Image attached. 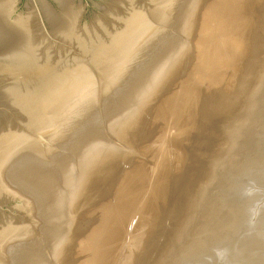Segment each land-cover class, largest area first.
Wrapping results in <instances>:
<instances>
[{
  "label": "water",
  "instance_id": "95a60500",
  "mask_svg": "<svg viewBox=\"0 0 264 264\" xmlns=\"http://www.w3.org/2000/svg\"><path fill=\"white\" fill-rule=\"evenodd\" d=\"M264 0H0V264H264Z\"/></svg>",
  "mask_w": 264,
  "mask_h": 264
},
{
  "label": "clouds",
  "instance_id": "9594fccd",
  "mask_svg": "<svg viewBox=\"0 0 264 264\" xmlns=\"http://www.w3.org/2000/svg\"><path fill=\"white\" fill-rule=\"evenodd\" d=\"M260 192H264V189L254 186V187L245 189L243 195L247 197H252ZM262 214H264V200H257L255 201L254 206L250 209V219L248 221L249 225L251 227H255L257 224V221L259 220ZM227 254H228L227 249H217L216 250V257L221 262V264H225Z\"/></svg>",
  "mask_w": 264,
  "mask_h": 264
}]
</instances>
